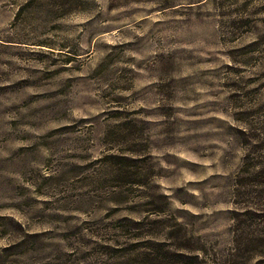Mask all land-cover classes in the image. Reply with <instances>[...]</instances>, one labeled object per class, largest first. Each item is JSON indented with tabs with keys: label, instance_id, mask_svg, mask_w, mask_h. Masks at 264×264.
<instances>
[{
	"label": "rangeland",
	"instance_id": "1",
	"mask_svg": "<svg viewBox=\"0 0 264 264\" xmlns=\"http://www.w3.org/2000/svg\"><path fill=\"white\" fill-rule=\"evenodd\" d=\"M0 264H264V0H0Z\"/></svg>",
	"mask_w": 264,
	"mask_h": 264
}]
</instances>
